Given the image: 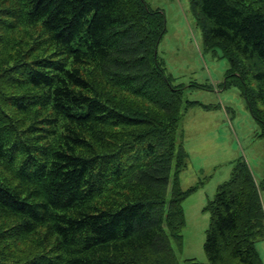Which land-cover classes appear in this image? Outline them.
Returning <instances> with one entry per match:
<instances>
[{"label": "trees", "instance_id": "obj_1", "mask_svg": "<svg viewBox=\"0 0 264 264\" xmlns=\"http://www.w3.org/2000/svg\"><path fill=\"white\" fill-rule=\"evenodd\" d=\"M190 4L264 136V0ZM166 31L145 0H0V264H181L195 188ZM260 191L238 158L205 208L209 264H264Z\"/></svg>", "mask_w": 264, "mask_h": 264}, {"label": "rangeland", "instance_id": "obj_2", "mask_svg": "<svg viewBox=\"0 0 264 264\" xmlns=\"http://www.w3.org/2000/svg\"><path fill=\"white\" fill-rule=\"evenodd\" d=\"M145 1L165 16L167 31L158 44L159 58L173 84L184 88L180 130L189 160L180 183L183 191H195L183 203V249L177 256L181 264L187 259L209 264L204 243L210 214L205 208L218 186L230 179L240 157L261 185L264 208V136L239 89L224 85L229 63L220 51L206 48L190 0ZM255 245L264 263V238Z\"/></svg>", "mask_w": 264, "mask_h": 264}, {"label": "crops", "instance_id": "obj_3", "mask_svg": "<svg viewBox=\"0 0 264 264\" xmlns=\"http://www.w3.org/2000/svg\"><path fill=\"white\" fill-rule=\"evenodd\" d=\"M261 199H262V197H261ZM263 200V199H262ZM263 202V201H262Z\"/></svg>", "mask_w": 264, "mask_h": 264}]
</instances>
